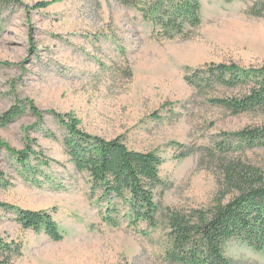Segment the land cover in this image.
Wrapping results in <instances>:
<instances>
[{
	"label": "rangeland",
	"instance_id": "obj_1",
	"mask_svg": "<svg viewBox=\"0 0 264 264\" xmlns=\"http://www.w3.org/2000/svg\"><path fill=\"white\" fill-rule=\"evenodd\" d=\"M38 1H48L35 8ZM200 23L185 35L157 36L139 11L116 0H0V115L11 106L28 110L0 127V202L32 211L53 212L61 240L25 229L0 209V238L20 243L10 264H173L168 246L166 208L185 213L206 208L219 192L213 148L222 133L264 123V115H232L210 104L209 97L229 98L235 90L216 86L196 92L185 73L210 64L240 68L264 65V16L248 14L249 0H198ZM184 52L185 56L179 54ZM70 113L78 127L105 139L122 136L139 151L163 158L156 191L161 204L158 225L143 236L138 229L104 223L88 198V178L77 173L64 153L61 129L50 112ZM49 129L55 139L46 138ZM41 148L58 161L46 170L54 183L25 182L4 149ZM173 142L194 151L184 158ZM264 167V150L245 153ZM144 225L141 223L140 227ZM235 264H264V248L241 241L225 244Z\"/></svg>",
	"mask_w": 264,
	"mask_h": 264
},
{
	"label": "trees",
	"instance_id": "obj_2",
	"mask_svg": "<svg viewBox=\"0 0 264 264\" xmlns=\"http://www.w3.org/2000/svg\"><path fill=\"white\" fill-rule=\"evenodd\" d=\"M140 12L157 36L173 38L185 35L200 23L198 0H116ZM231 2L233 0H221ZM248 14L264 16V0H249ZM48 1H38L35 8H44ZM184 80L198 93L212 91L216 86L237 92L233 97H209L210 104L224 107L232 115L259 113L264 115V65L240 68L235 64H210L204 69L185 73ZM21 103V102H20ZM11 106L0 115L3 127L26 110L37 122L42 115L31 103ZM61 129V143L77 173L88 178V198L98 209L101 220L112 227L125 224L146 236L158 225L161 204L156 191L163 186L159 167L163 158L155 151L129 148L122 136L105 139L91 135L78 127L79 121L70 113L50 112ZM46 138L55 139L49 129H42ZM221 141L213 148H204L215 163L219 192L211 205L188 213L166 208L164 221L168 246L165 260L173 264H235L225 255V244L231 239L245 243L255 251L264 248V167L251 162L245 153L264 150V123L245 126L233 133H222ZM184 158L193 148L177 142ZM9 152L18 174L25 182L42 184V179L54 183L46 172L49 162L60 164L43 156L41 148H32L28 141L23 150L2 146ZM0 171V183L5 184ZM0 209L14 215L22 228L42 231L52 240H61L62 234L51 212L32 211L7 206ZM141 223L144 225L140 227ZM20 243L4 242L0 238V264H10L19 254Z\"/></svg>",
	"mask_w": 264,
	"mask_h": 264
},
{
	"label": "bare ground",
	"instance_id": "obj_3",
	"mask_svg": "<svg viewBox=\"0 0 264 264\" xmlns=\"http://www.w3.org/2000/svg\"><path fill=\"white\" fill-rule=\"evenodd\" d=\"M179 55H180V56H185L184 52H181Z\"/></svg>",
	"mask_w": 264,
	"mask_h": 264
}]
</instances>
